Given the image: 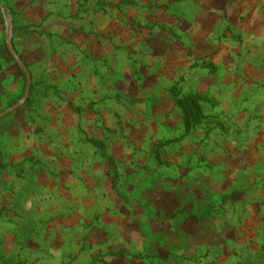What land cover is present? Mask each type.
<instances>
[{"label": "rangeland", "instance_id": "rangeland-1", "mask_svg": "<svg viewBox=\"0 0 264 264\" xmlns=\"http://www.w3.org/2000/svg\"><path fill=\"white\" fill-rule=\"evenodd\" d=\"M0 264H264V0H0Z\"/></svg>", "mask_w": 264, "mask_h": 264}, {"label": "water", "instance_id": "water-1", "mask_svg": "<svg viewBox=\"0 0 264 264\" xmlns=\"http://www.w3.org/2000/svg\"><path fill=\"white\" fill-rule=\"evenodd\" d=\"M6 43H7V48L9 50L10 54L13 56V58L16 60L17 64L20 66V68L26 74L28 83H27V89H26V93H25V97H24L23 101L17 103L13 107H11L10 110H8L6 112H3L0 115V119L2 117H5V116L9 115L11 112H14V111L18 110L22 106V104H24L26 102V100L29 97L31 86H32V77H31L30 71H29L28 67L26 66L25 62L20 58V56L17 53L16 49L14 48V45H13V42H12V37H11L10 34L7 35ZM1 160H2V157H1V153H0V163H1Z\"/></svg>", "mask_w": 264, "mask_h": 264}]
</instances>
